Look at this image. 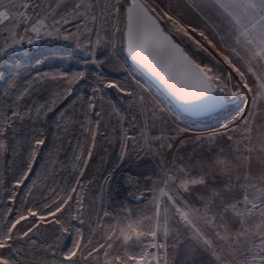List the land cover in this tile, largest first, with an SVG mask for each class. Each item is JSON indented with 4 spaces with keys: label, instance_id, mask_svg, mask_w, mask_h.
Masks as SVG:
<instances>
[{
    "label": "snow or ice",
    "instance_id": "obj_1",
    "mask_svg": "<svg viewBox=\"0 0 264 264\" xmlns=\"http://www.w3.org/2000/svg\"><path fill=\"white\" fill-rule=\"evenodd\" d=\"M210 8L215 19L210 16L205 23L211 21L214 38L195 27L190 26V31L203 38L207 46L197 42L198 47L207 52L215 64L197 60L177 43L161 25L163 18L172 21V16L159 11L151 0H112L103 7L100 0H54L43 9L38 3L34 5L32 0H0V27L8 23L15 25L13 31L5 34V44L8 45L9 38L11 44L0 46V64L7 60L21 61V55L10 57L9 51L23 52L25 43L32 45L44 37L79 40L87 33L89 46L102 47L111 40H101L97 35L93 43L90 34L95 28L90 29L88 25H94L96 19L106 12L108 17L121 20L122 26L114 27L113 37L117 32L121 34L120 42L125 45L127 55L186 110L219 109L217 114L223 115V122L214 136L223 137L234 145L235 163L227 159L215 162L221 171L213 174V180L217 175L225 176V186L201 195L202 207H196L185 192L189 185L207 187L208 180L205 177L183 178L177 184L180 173L187 177V169L167 170L162 167L151 187L145 189L151 194L149 211L134 212L121 205L119 212L97 214L88 236L83 234L82 228L75 229V239L60 264H166L161 250L165 247L163 238L168 231L169 212L197 242L194 247L212 258L211 264H264V113L236 106L245 90L255 96L254 88H257L259 95L264 97V0H210ZM30 12L36 16L35 21ZM176 31L189 36V30L177 28ZM221 63L230 71L218 70L216 66ZM13 71L18 74L20 68ZM4 75L0 71V78ZM250 78L254 84L249 83ZM10 79V87L15 89L16 76H10ZM84 79L83 71L66 78L68 95L72 93L71 85ZM106 86L117 87L111 82ZM120 90L132 98L133 104L143 101V97H135L132 91ZM99 91L98 87L94 89V92ZM30 95L31 90L26 86L15 96V102H25ZM55 103L56 100L52 99L51 104ZM88 107L95 110L96 104L90 102ZM42 109H46L44 116L54 112L52 106L41 104L35 109L37 116ZM24 111L31 114L32 107L26 105ZM162 111L153 109L150 117L154 118ZM95 114L100 116L98 111ZM24 120L21 111L11 109L7 126H0V137L9 130L15 137L17 121L22 123ZM44 143L42 138L29 142L30 153L24 175L15 181L17 187L32 172L39 146ZM0 151L20 155L15 148L3 142H0ZM91 155L89 150L87 156L90 158ZM254 159L262 165L260 173L255 175L252 172ZM112 175L109 172L108 178ZM82 177L81 172L75 185L62 196L58 189H53V195L46 198L52 203L44 204L46 212L38 214L36 210L28 209L26 215L21 213L17 216L16 209L8 205L0 222V264H23L21 244L36 245L34 237L41 224H52L59 226V231L69 232L61 219L64 213H68L72 220H78L80 225L84 224L85 206L78 192ZM238 190L239 196L236 195ZM134 199L144 203L149 197L141 194ZM216 199H221L218 206L215 205ZM230 214L232 218H229ZM24 221H29L30 226L25 228ZM198 221H203V224Z\"/></svg>",
    "mask_w": 264,
    "mask_h": 264
},
{
    "label": "rangeland",
    "instance_id": "obj_2",
    "mask_svg": "<svg viewBox=\"0 0 264 264\" xmlns=\"http://www.w3.org/2000/svg\"><path fill=\"white\" fill-rule=\"evenodd\" d=\"M50 2L54 3V0H32L41 9ZM111 2L112 0H100V6ZM151 3L159 11L172 16V21L165 17L161 23L190 55L204 63L215 64L208 53L198 47V43L207 46L203 38L197 32L190 31V26L195 27L198 31H205L209 38H214L211 21L205 23L210 16L215 19L210 0H151ZM40 14L43 15L42 12ZM31 18L35 21L36 16L31 15ZM88 26L90 29L95 28L90 34L93 43L97 35L101 40L110 39L111 42L92 48L88 45L87 33L79 40L65 41L44 37L32 45L25 43L23 52L9 51L10 57L21 55V61L7 60L0 64V71L5 73L0 78V92L8 77L17 74L13 71L16 68H20L16 81L18 92L35 82L45 84L54 75L66 84V78L81 71L85 73L84 80L71 85V95L66 91L69 87L67 84L63 88L54 82L48 93L42 96L43 99L35 98L32 92L25 102H15L12 94L13 99L5 101L0 98V117H3L0 119V126H7L8 114L13 108L25 116L22 123L17 121L16 136L13 137L9 130L4 137H0V142L15 148L19 153L20 144H27L24 153L27 160L30 153L29 142H34L37 138L45 141L44 145L39 146L32 172L18 187L15 181L24 175L26 166L18 178L6 187L4 183L9 172L10 158L16 153L0 151V180L3 181L0 184V222L9 204L16 209L17 216L21 213L26 215L28 209L36 210L38 214L46 212L45 202L52 203L51 200L46 201V198L53 195V189L59 190L63 177L73 175L74 178L69 181L71 187L75 185L80 173H83L78 192L85 206L84 224L80 225L78 220H72L68 213L58 214L69 228L67 233L59 231V226L41 224L34 237L37 244H21L24 250L23 264H60L72 246L75 229L82 228L83 234L88 236L97 214L102 215L103 211L119 212L121 205L134 212L149 211L151 194L145 192V189L151 187L162 167L167 170L187 169V177L180 173L177 184L183 178L205 177L208 180L207 187L189 185V190L185 192V196L196 207H202L199 198L201 195L210 194L214 188L225 186L227 177L217 175L213 180V174L221 171L216 160L227 159L235 163L234 145L223 137L214 136L223 122V115L216 113L194 119L181 114L128 60L124 54V44L120 42L121 34L117 32L113 37L114 27L122 26L119 18L108 17L105 12L96 19L94 25L89 23ZM177 28L189 30V36L176 31ZM14 29L15 25L12 23L0 27V46L11 44L10 38L8 45L5 44V34ZM28 66L32 71L22 73L21 70ZM216 67L221 71H230L222 63ZM110 82L117 87L108 88L106 85ZM249 83L254 84V80L250 78ZM97 87L100 91L94 92ZM121 88L132 91L137 98L143 97V101L133 104L132 98L122 92ZM254 91L257 93L255 96L245 90L236 106L250 107L264 113V97L259 95V89L254 88ZM52 99L56 100L54 105L51 104ZM1 102L4 104L2 107ZM90 102L96 104L95 110L88 107ZM41 104L52 106L54 112L44 116L46 109H42L37 116L35 109ZM26 105L32 107L31 114L24 111ZM157 108L163 111L158 112L154 118L150 117V112ZM97 111L100 116L95 114ZM53 120L59 123L55 124ZM82 128L86 131L83 143L78 142ZM89 150L92 153L90 158L87 156ZM261 169L259 160L254 159L253 174H259ZM109 172L113 173L110 179ZM59 194L62 196L64 192L59 190ZM141 194L148 196L149 200L139 203L134 199ZM236 195H241L239 190ZM220 204L221 199H216L215 205ZM229 218H232L231 214ZM31 219L30 217L29 220ZM198 222L203 224V221ZM22 223L25 228L30 226L29 221ZM163 243L165 247L161 252L166 264H211L212 258L194 247L197 242L171 212L168 213V231Z\"/></svg>",
    "mask_w": 264,
    "mask_h": 264
},
{
    "label": "trees",
    "instance_id": "obj_3",
    "mask_svg": "<svg viewBox=\"0 0 264 264\" xmlns=\"http://www.w3.org/2000/svg\"><path fill=\"white\" fill-rule=\"evenodd\" d=\"M178 42L181 44L180 41H178ZM62 56H64V55H62ZM46 62L47 61L45 60L44 63H46ZM30 71H32V68L30 66H28L25 69L21 70L22 73L30 72ZM14 76H16V81H17L18 78H19V75L16 74ZM53 77H56V79H53ZM53 77L48 79L45 84H41L39 82H35V83H33V84H31L29 86L31 92L35 95V98L43 99L42 96L44 94L46 95L48 93L51 85H53L54 82H56L57 85L60 86V87L64 88L66 86L64 80L62 81L56 75H54ZM10 84H11V79H10V77H8L7 81L4 84L3 90L0 92L1 100L5 99V101H7L9 99H13L11 94L14 95V96H16V94H18V88L19 87L17 89L16 88L13 89L12 87H10ZM16 85H17V82H16ZM39 92H41V94ZM2 105H4L3 102H1V107H2ZM54 121H55V124L59 123V121L56 122V120H53V122ZM30 131H31V129H30ZM85 134H86L85 128H82L81 136H80V139L78 140V142H82L83 143V141L85 139V136H86ZM26 140H28L27 137H26ZM26 145L27 144L22 142L20 144V155L19 156L15 155V156L10 158L9 172H7L8 175H6L7 177H6L5 183H4V185L6 187L9 186L10 184H12V182H14L18 178L19 174L23 170V167L26 166L27 160H25V155H24L25 150H26ZM63 178H64V181L60 183V187H59V190L61 192H65V191H67L70 188L69 181L72 180V178H74V177H73V175H66Z\"/></svg>",
    "mask_w": 264,
    "mask_h": 264
},
{
    "label": "water",
    "instance_id": "obj_4",
    "mask_svg": "<svg viewBox=\"0 0 264 264\" xmlns=\"http://www.w3.org/2000/svg\"><path fill=\"white\" fill-rule=\"evenodd\" d=\"M161 25H162V27H164L162 23H161ZM173 39H174V37H173ZM124 54L126 55V57L128 58V60L140 71V73L144 77H146L160 91V93H162V95H164L170 101V103L181 114H183V115H185L187 117H190V118L197 119V118H203V117H208V116L214 115V114H216V113H218L220 111L219 109H212V110H209V111H199V112L186 110L184 106H182L173 97H171V95L169 93H167V91L163 88V86L160 85L159 82L156 81V79L154 77H152L145 69H143L141 66H139L131 57H129L127 55V52L125 51V45H124Z\"/></svg>",
    "mask_w": 264,
    "mask_h": 264
}]
</instances>
